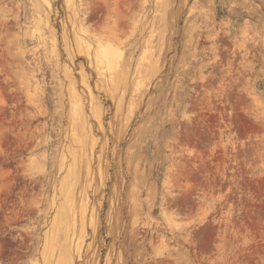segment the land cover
<instances>
[{
  "label": "rangeland",
  "instance_id": "1",
  "mask_svg": "<svg viewBox=\"0 0 264 264\" xmlns=\"http://www.w3.org/2000/svg\"><path fill=\"white\" fill-rule=\"evenodd\" d=\"M0 264H264V0H0Z\"/></svg>",
  "mask_w": 264,
  "mask_h": 264
}]
</instances>
